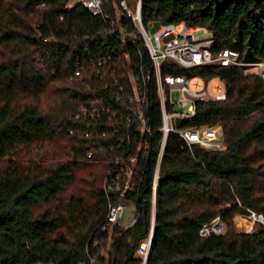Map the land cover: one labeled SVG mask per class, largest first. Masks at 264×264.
Instances as JSON below:
<instances>
[{"label":"trees","instance_id":"obj_1","mask_svg":"<svg viewBox=\"0 0 264 264\" xmlns=\"http://www.w3.org/2000/svg\"><path fill=\"white\" fill-rule=\"evenodd\" d=\"M120 1L103 0L104 20L71 0H0V264L140 263L135 250L150 229L160 109L152 63ZM141 20L154 28H204L212 33L214 52L228 49L241 61L162 65L163 75L222 82L226 99L199 104L187 125L219 126L225 149H189L178 135H168L147 264H264V225L247 234L235 232L232 222L246 209L264 215V80L244 73L246 64L264 62V0H142ZM108 52L114 74L104 81L90 71L74 76L81 61ZM128 72L139 80L150 77L151 136L124 200L134 205L136 224H115L109 232L104 182L122 153L107 146L116 142L119 119L103 116L100 132L105 123L113 125L106 137H87L92 122L80 108L112 94L121 100L113 110L125 118L127 102L117 86L106 87L117 81L127 90ZM92 142L105 147L91 149ZM216 217L225 232L201 238L200 227Z\"/></svg>","mask_w":264,"mask_h":264},{"label":"built area","instance_id":"obj_2","mask_svg":"<svg viewBox=\"0 0 264 264\" xmlns=\"http://www.w3.org/2000/svg\"><path fill=\"white\" fill-rule=\"evenodd\" d=\"M141 2L142 0H136L135 9L132 12L129 11L124 0L119 2V7L130 17L136 27L152 63L153 82L160 109L158 131L161 134V141L151 184L150 229L148 236L135 250V256L140 260L139 264H147L154 227L159 166L168 135L171 133L178 135L189 149L192 147H199L208 151L225 149L219 126L187 125L189 121L195 118L199 104L208 101L221 102L226 99L222 82L218 79L205 82L196 78L187 79L184 76L163 75L162 65L166 63L181 69H188L211 64L240 66L241 61L237 52L228 49L214 52L212 49L214 40L212 38L196 40L194 38L196 29L187 27L183 23L159 25L155 28V32L149 35L148 30L152 29L153 25L144 26L142 24ZM75 3L81 5L93 16L101 17L104 20L108 18L103 12V0H71V4ZM122 55L124 58L127 57L126 53H122ZM112 57L113 52H108L106 56H100L96 59H84L75 69L74 76L79 77L82 73L90 71L94 73L96 79L104 81L116 71ZM246 65L250 69L256 68L255 74L264 80V62ZM149 80V76L139 80L131 72H128L129 87L127 90L123 86H119L117 81L113 82V86L106 87L112 91L114 86H117L116 89L121 98L127 102L130 112L125 118L117 117L118 113L113 110V104H119L121 100L112 94L107 100L98 98L90 102L89 105L80 108V114L92 122L85 128L84 135L87 137L98 135L103 138L106 137V129L113 125L105 123L106 129L104 127L105 130L100 132L96 126L98 122H101L103 116L119 119L113 126L115 127L113 132L118 133L116 142L107 146L109 150L121 152L122 155H116L113 158L105 177L104 190L109 202L104 229L119 222L125 208L124 200L127 194L133 191L138 177L139 160L145 159L148 152V140L151 136L149 117L147 116L151 106L148 97ZM173 92L179 93L177 101L172 98ZM177 120L184 122L181 127L177 126ZM78 132L81 133L82 131L78 130ZM89 145L91 149L97 150H103L105 147V144L100 142H92ZM242 216L252 225H264L262 213L246 209V214ZM135 224L136 219L133 216L126 228L133 227ZM225 229L224 223L219 217H216L211 222L202 225L198 230V235L201 238L220 235L225 232Z\"/></svg>","mask_w":264,"mask_h":264},{"label":"rangeland","instance_id":"obj_3","mask_svg":"<svg viewBox=\"0 0 264 264\" xmlns=\"http://www.w3.org/2000/svg\"><path fill=\"white\" fill-rule=\"evenodd\" d=\"M128 5L129 11H133L135 9V2L130 1ZM155 32V28L153 27L152 29L148 30V34L152 35ZM194 38L198 41L200 40H206V39H211L212 38V33L204 28H198L196 29V33L194 34ZM166 41V40H165ZM245 74H255L256 73V68H251L247 69L244 72ZM179 97L178 92H173L172 98L174 101H177ZM134 216V205L130 202L125 201V208L122 212V216L119 219V222L117 223L123 228L128 227L131 219ZM233 222V228L235 232H241V233H252L254 230H256L258 227L256 225H252L251 222L246 220L244 216L240 215H235L232 219ZM111 227L110 226L109 232H111ZM108 251H109V244H106V246L102 249V254L103 256L107 257L108 256Z\"/></svg>","mask_w":264,"mask_h":264},{"label":"water","instance_id":"obj_4","mask_svg":"<svg viewBox=\"0 0 264 264\" xmlns=\"http://www.w3.org/2000/svg\"><path fill=\"white\" fill-rule=\"evenodd\" d=\"M176 122H177V126L178 127H181L183 125V123H184L183 121H179V120H177Z\"/></svg>","mask_w":264,"mask_h":264},{"label":"crops","instance_id":"obj_5","mask_svg":"<svg viewBox=\"0 0 264 264\" xmlns=\"http://www.w3.org/2000/svg\"><path fill=\"white\" fill-rule=\"evenodd\" d=\"M105 257V256H104Z\"/></svg>","mask_w":264,"mask_h":264}]
</instances>
